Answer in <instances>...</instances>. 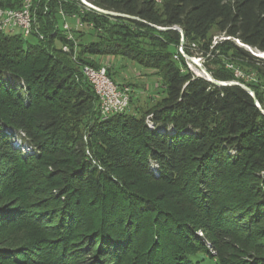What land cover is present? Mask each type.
<instances>
[{
    "label": "trees",
    "instance_id": "1",
    "mask_svg": "<svg viewBox=\"0 0 264 264\" xmlns=\"http://www.w3.org/2000/svg\"><path fill=\"white\" fill-rule=\"evenodd\" d=\"M87 1L137 19L32 0V34L0 36V264H264V112L186 61L198 49L264 109V0ZM60 11L96 33L77 57ZM102 56L156 70L165 95L103 115L83 71Z\"/></svg>",
    "mask_w": 264,
    "mask_h": 264
},
{
    "label": "rangeland",
    "instance_id": "2",
    "mask_svg": "<svg viewBox=\"0 0 264 264\" xmlns=\"http://www.w3.org/2000/svg\"><path fill=\"white\" fill-rule=\"evenodd\" d=\"M60 21L64 17L60 14ZM65 19L71 26V35L75 39L74 56H78L79 48L77 47L78 41H85L86 36L89 38L96 37L95 31L90 26L78 25L75 18L66 16ZM79 28L80 33H74L73 31ZM19 31V30H17ZM211 43L214 44L218 40L222 39L223 34H219L216 27H213L210 32ZM60 45L59 43H57ZM247 49L252 52L251 48ZM179 50H181L179 48ZM260 54V53H258ZM93 58V57H92ZM90 57L89 59L92 60ZM96 58V57H95ZM95 61L105 66L110 72L111 78L122 86H128L130 89V103L126 110V113L136 116L142 115L146 110L153 107L158 101L165 95V82L160 74L154 69L145 68L134 61L120 57V56H108L98 57ZM186 61L188 67L194 71L197 75H205L206 63L210 62L206 55H202V52L198 49L194 50V56L186 55ZM217 66L216 64H211ZM249 69V68H248ZM207 71V70H206ZM235 73L245 79L246 82L257 83L260 86V81L256 79V75L252 71H245L243 68H235ZM236 82V81H235ZM26 150V148H24ZM4 236L8 237L11 242L19 243L25 236L24 231L16 232L12 229H7ZM195 261L201 260L200 264H213L209 259L204 256L194 257Z\"/></svg>",
    "mask_w": 264,
    "mask_h": 264
},
{
    "label": "built area",
    "instance_id": "3",
    "mask_svg": "<svg viewBox=\"0 0 264 264\" xmlns=\"http://www.w3.org/2000/svg\"><path fill=\"white\" fill-rule=\"evenodd\" d=\"M89 7L91 4L87 0H77ZM33 10L32 0H25L20 8H3L0 7V36L2 33L11 30H19L24 36L32 34V29L35 22L31 20V12ZM60 14L64 17L61 24L64 29L70 31L71 26L65 19L67 16L64 12L60 11ZM71 17L77 18L75 15ZM78 25L80 22L76 20ZM69 38H72L69 34ZM64 50H68L67 46L63 47ZM180 51L183 53L182 48ZM84 72L90 73V79L93 81L94 90H103L104 99V111L103 115L118 113V111H125L130 103V89L128 86H122L115 82L107 72L105 66L94 67L91 65L84 66Z\"/></svg>",
    "mask_w": 264,
    "mask_h": 264
},
{
    "label": "water",
    "instance_id": "4",
    "mask_svg": "<svg viewBox=\"0 0 264 264\" xmlns=\"http://www.w3.org/2000/svg\"><path fill=\"white\" fill-rule=\"evenodd\" d=\"M88 6H89L90 8H93V9H95V10H98V11L103 12V13L108 14V15H112V16H124V17H128V18L137 19V17H135V16H131V15H127V14H123V13H119V12H114V11H109V10H104V9L98 8V7H96V6L92 5V4H88ZM158 28H160V29H165V28H162V27H158ZM181 33H182V37H183V32L181 31ZM181 41L184 42V38H182ZM254 54L257 55V56H260V57H264V53H261V54H256V53H254ZM204 72H205V76L207 77V79L210 80V81H212V82H213L214 84H216V85H231V84H238V85L242 86L243 88H245L246 90L250 91L251 95L255 98V102H256L257 106H258V107L264 112V109L259 105V103H258V101H257V99H256V97H255L254 92L251 91V89H250L248 86H246V85H244V84H240V83L235 82V81H230V82H222V81H218V80H215V79L211 76V74H210L209 72H207L206 70H204Z\"/></svg>",
    "mask_w": 264,
    "mask_h": 264
},
{
    "label": "bare ground",
    "instance_id": "5",
    "mask_svg": "<svg viewBox=\"0 0 264 264\" xmlns=\"http://www.w3.org/2000/svg\"><path fill=\"white\" fill-rule=\"evenodd\" d=\"M31 20H32V22H33V14H32V12H31ZM261 54V53H260ZM84 74H85V76L87 77V79H88V81L93 85V81L90 79V73L89 72H84ZM95 92H96V95L98 96V98H99V106H100V108L99 109H101V112L103 113V111H104V99H103V90H95ZM122 112H124V111H118V113H122ZM117 113V114H118ZM111 115V114H110Z\"/></svg>",
    "mask_w": 264,
    "mask_h": 264
}]
</instances>
